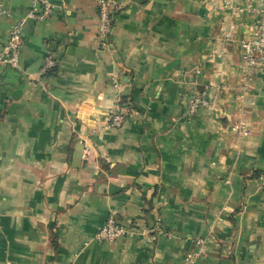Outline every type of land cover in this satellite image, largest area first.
<instances>
[{
	"label": "crops",
	"instance_id": "obj_1",
	"mask_svg": "<svg viewBox=\"0 0 264 264\" xmlns=\"http://www.w3.org/2000/svg\"><path fill=\"white\" fill-rule=\"evenodd\" d=\"M48 1L39 21L0 5V51L23 20L0 65V264H264V71L240 46L256 17L226 9L247 0H111L106 45L93 0ZM193 93L211 109L186 115ZM109 218L133 235L95 241Z\"/></svg>",
	"mask_w": 264,
	"mask_h": 264
},
{
	"label": "built area",
	"instance_id": "obj_2",
	"mask_svg": "<svg viewBox=\"0 0 264 264\" xmlns=\"http://www.w3.org/2000/svg\"><path fill=\"white\" fill-rule=\"evenodd\" d=\"M98 16L97 35L102 43L106 45L109 35L112 30L111 13L113 3L111 0H93ZM2 0H0V5ZM226 9L232 10L236 13H247L256 17L253 26V33L250 37L244 39L241 43L242 49V63L244 71L252 70L264 71V0H247L245 5L229 6ZM53 13V7L48 0H31V8L27 14L28 18L34 20H43L48 18ZM23 20L15 21L10 30L6 44L0 51V65L10 64L14 67L18 66L19 54L22 44L21 29ZM228 37V35H226ZM54 59L47 55L44 58L40 73L45 75L48 69L55 66ZM214 102L213 98L204 97L198 93H193L187 100L186 115L194 114L200 107L211 109ZM132 113V110L120 101H116L114 106L103 115V122L107 128H120L124 123L125 117ZM244 122L234 125L232 130L239 132L244 128ZM264 179V174L262 175ZM134 230L126 227L112 218L102 225L94 234V240L97 242L115 241L121 238L130 237ZM141 234L148 233L145 228L140 229ZM198 250L194 253L195 256H200L205 251V241L197 239Z\"/></svg>",
	"mask_w": 264,
	"mask_h": 264
},
{
	"label": "trees",
	"instance_id": "obj_3",
	"mask_svg": "<svg viewBox=\"0 0 264 264\" xmlns=\"http://www.w3.org/2000/svg\"><path fill=\"white\" fill-rule=\"evenodd\" d=\"M120 103L126 105V100H123V99H122V100L120 101Z\"/></svg>",
	"mask_w": 264,
	"mask_h": 264
}]
</instances>
